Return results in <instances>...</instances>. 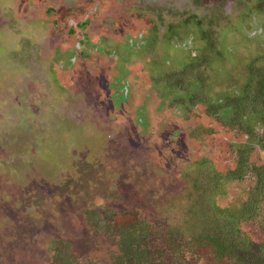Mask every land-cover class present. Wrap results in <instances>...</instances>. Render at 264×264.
Listing matches in <instances>:
<instances>
[{
    "label": "rangeland",
    "instance_id": "374dc122",
    "mask_svg": "<svg viewBox=\"0 0 264 264\" xmlns=\"http://www.w3.org/2000/svg\"><path fill=\"white\" fill-rule=\"evenodd\" d=\"M263 56L264 0H0V264H112L125 213L201 263L179 174L233 165L217 124ZM254 187L221 177L216 202L247 217Z\"/></svg>",
    "mask_w": 264,
    "mask_h": 264
},
{
    "label": "trees",
    "instance_id": "16d2710c",
    "mask_svg": "<svg viewBox=\"0 0 264 264\" xmlns=\"http://www.w3.org/2000/svg\"><path fill=\"white\" fill-rule=\"evenodd\" d=\"M251 64V73L257 75L256 79L253 74L251 77L255 87L250 91V83L245 85L246 92L242 98L235 99L227 106L226 112H229V114L226 113L229 115L227 121L223 120L217 124L221 130L233 129L235 134L229 142L235 154L233 165L223 171L220 166L222 159L216 165V160L210 158L214 163L208 161L192 163L199 164L206 170L200 172L197 169L193 173L186 171L179 174L181 179L187 181L184 187L185 194L191 196L194 192V196L198 194L200 198L203 197L206 200L205 206L198 207L197 199L192 200L193 197L184 195V198L189 199V205L184 213L186 219L184 223H191L193 231L196 232L192 240L193 243L197 242L196 253H201L199 264H219L220 262L264 264V229L260 236H250L244 234L240 226V221L255 218L258 210L264 206H260L259 202L264 199V132L256 129L257 125H264V56L259 62L253 61ZM237 101H239L238 104ZM223 118L216 116L218 120ZM237 138H244L243 142H239ZM245 175L253 180L255 177L252 197L247 199V217H245V211L241 210L243 203L239 209L231 207L229 212L228 207H220L216 202L220 194L216 192V186L221 177L227 180L242 179ZM167 202L172 204L173 200L167 199ZM261 203H264V200ZM88 210L85 209V211ZM143 219L138 215L125 213L124 221L118 226L119 229L112 231V245L116 246H114L116 250H113L116 253L115 257L109 256L112 260L115 258L112 264H165L166 253L171 257L175 253L181 256L182 263L178 261L172 264H185L186 256L182 251L183 247L177 242L178 238L172 230L173 226L162 233L164 230L156 229L153 224L145 223ZM258 222L263 225L264 219ZM127 231L134 232L129 241L124 237ZM148 244L153 247L148 248ZM166 244L167 246H162ZM193 251L195 253V249ZM63 254L60 258L61 262L57 259L56 264L63 263L68 252L65 251ZM66 264L70 262L67 261Z\"/></svg>",
    "mask_w": 264,
    "mask_h": 264
},
{
    "label": "bare ground",
    "instance_id": "6f19581e",
    "mask_svg": "<svg viewBox=\"0 0 264 264\" xmlns=\"http://www.w3.org/2000/svg\"><path fill=\"white\" fill-rule=\"evenodd\" d=\"M211 61V60H210ZM255 75V74H254ZM153 89V88H152ZM158 93V92H157ZM179 93V92H178ZM223 98V97H222ZM245 104V103H244ZM242 106V105H241ZM255 107V106H254ZM244 108V107H243ZM250 109V108H249ZM223 117V116H222ZM157 118V117H156ZM148 120V119H147ZM260 122V121H259ZM220 123V122H219ZM223 130V129H222ZM146 135V134H145ZM228 135V134H227ZM156 137V136H155Z\"/></svg>",
    "mask_w": 264,
    "mask_h": 264
},
{
    "label": "flooded vegetation",
    "instance_id": "af4514ba",
    "mask_svg": "<svg viewBox=\"0 0 264 264\" xmlns=\"http://www.w3.org/2000/svg\"><path fill=\"white\" fill-rule=\"evenodd\" d=\"M79 41V44H80V40H78Z\"/></svg>",
    "mask_w": 264,
    "mask_h": 264
}]
</instances>
